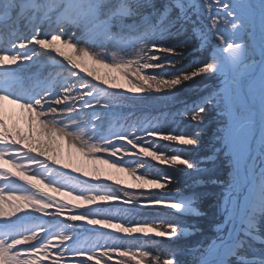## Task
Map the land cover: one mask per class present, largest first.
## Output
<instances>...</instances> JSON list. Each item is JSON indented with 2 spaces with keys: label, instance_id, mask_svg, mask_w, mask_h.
<instances>
[{
  "label": "snow or ice",
  "instance_id": "obj_1",
  "mask_svg": "<svg viewBox=\"0 0 264 264\" xmlns=\"http://www.w3.org/2000/svg\"><path fill=\"white\" fill-rule=\"evenodd\" d=\"M0 264H264V0H0Z\"/></svg>",
  "mask_w": 264,
  "mask_h": 264
},
{
  "label": "rangeland",
  "instance_id": "obj_2",
  "mask_svg": "<svg viewBox=\"0 0 264 264\" xmlns=\"http://www.w3.org/2000/svg\"><path fill=\"white\" fill-rule=\"evenodd\" d=\"M198 53H199V57L202 59L203 56H204V53H202V52H198ZM189 59H196V58L190 56ZM198 82H201V84H202L201 89H203L204 87L212 88L213 87V83H214V81L212 79L202 80L201 81V80H199V78H198ZM161 105H163V106H161ZM154 106L156 108L157 107L160 108V110L159 111H155V110L151 109V107H154ZM141 109L144 111L145 114H150L152 116H156V115H159L161 112L167 114V112L170 110V106L167 105V104H165V103H163V102H161V101L150 100V101L146 102L144 105H142L141 106ZM138 114H140L139 111H138ZM213 121H214V118H212L213 129H214V123H215V121L214 122ZM169 124H171V121L170 120H169ZM210 138H211V136H210ZM190 155H196V154L195 153H191ZM163 168L164 167H161L160 168V173H161V169H163ZM223 174H226L223 169H221L217 173V175H219L221 178H223ZM186 176H187V179L189 180L188 186L190 187V189L196 187V188H199V190L202 191V192H204V193H206L207 191H208V193L210 191L217 193L219 191L218 188H213V187L208 186V185H206L204 183H201L199 185H196V184L193 183V180L194 179L204 180V178H202V177L194 178L195 176H189L188 174H186ZM226 176H227V174H226ZM133 191H151L153 193H159V192H161V190H159V189H150V190H147L146 189V190H133ZM183 193H185L187 195L190 192H188V193L183 192ZM215 207H216V202H215V204H212V206H211V208L213 209V211H214ZM151 215H155V213H152L150 215H135L134 216V219H136V220L149 219V218H151ZM214 219L215 218H213L211 221L213 222ZM194 222H197V221H194ZM210 226L212 228V224ZM197 238H198L197 236H188V237L182 238V240L178 242V245L181 248L190 246L191 244H194L195 243V241H196ZM148 243L150 244L151 241H148Z\"/></svg>",
  "mask_w": 264,
  "mask_h": 264
},
{
  "label": "trees",
  "instance_id": "obj_3",
  "mask_svg": "<svg viewBox=\"0 0 264 264\" xmlns=\"http://www.w3.org/2000/svg\"><path fill=\"white\" fill-rule=\"evenodd\" d=\"M191 57H194L196 59L197 58L201 59L199 57V53L198 52H193L191 54ZM198 83L202 86L201 82H198ZM161 106H163V105H161ZM151 109H153L155 111H159L160 110V108H158V107L156 108L155 106L151 107ZM203 127L205 129L206 138L210 139L211 132L214 130L213 129L212 118H209L208 120H206V122H205ZM206 150H207V148L205 147L201 151H206ZM201 151H198L195 154L199 155V154H201ZM225 173L227 174L226 171H225ZM226 174H223V178L226 177ZM161 175H171V176L175 177L176 187H179L182 192H186V193L190 192L191 189L188 186L189 180L187 179V176H186L185 173H182L180 171H177V170L169 168V167H164L163 169H161ZM194 178H197V177H194ZM202 178H204V177H202ZM205 194L206 195L204 196V198L200 201V210L203 213V215H202V217L199 218V220L197 222L201 226H203L204 229L210 231L211 230V226L210 225L212 224L211 220L213 218H215L213 216V209L211 208V206H212V204H215V202H216V195H215V192H212V191H210L209 193L207 191ZM185 222L186 223H192L194 221L187 220Z\"/></svg>",
  "mask_w": 264,
  "mask_h": 264
},
{
  "label": "bare ground",
  "instance_id": "obj_4",
  "mask_svg": "<svg viewBox=\"0 0 264 264\" xmlns=\"http://www.w3.org/2000/svg\"><path fill=\"white\" fill-rule=\"evenodd\" d=\"M147 190H150V189H147Z\"/></svg>",
  "mask_w": 264,
  "mask_h": 264
}]
</instances>
